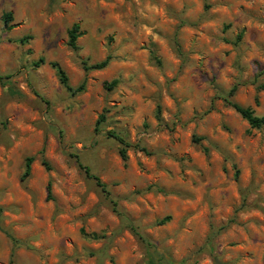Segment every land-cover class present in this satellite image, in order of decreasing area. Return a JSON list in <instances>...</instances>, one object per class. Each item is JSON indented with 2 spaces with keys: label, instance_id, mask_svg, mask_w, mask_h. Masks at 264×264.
I'll use <instances>...</instances> for the list:
<instances>
[{
  "label": "rangeland",
  "instance_id": "374dc122",
  "mask_svg": "<svg viewBox=\"0 0 264 264\" xmlns=\"http://www.w3.org/2000/svg\"><path fill=\"white\" fill-rule=\"evenodd\" d=\"M0 77V264H264V0H0Z\"/></svg>",
  "mask_w": 264,
  "mask_h": 264
},
{
  "label": "trees",
  "instance_id": "16d2710c",
  "mask_svg": "<svg viewBox=\"0 0 264 264\" xmlns=\"http://www.w3.org/2000/svg\"><path fill=\"white\" fill-rule=\"evenodd\" d=\"M2 20V24L4 26L5 29H10V27L8 26V23L11 22V14L10 13H4L1 17ZM81 35V33L79 32V27L77 24H72L70 26V28L66 31V36H67V41H66V46L72 50V51H76L77 47H76V39ZM240 39V35H237L236 40ZM25 40V38H21L19 40V42H23ZM109 61L108 57H105L102 61L92 64L89 67H86L83 63H82V69L84 71L87 70H101L103 69L107 63ZM45 63L44 59L42 57H39L35 62H33L31 64V66L33 68H38L39 66L43 65ZM47 65L55 71L56 73V77L57 80L59 82V84L69 93L71 94H76L79 93L80 91H82L83 89V83H81L78 87L72 89L67 85V78L64 74V72L62 71V69L58 66L57 63L55 62H48ZM0 85H2L1 83V77H0ZM114 85V82H112L109 86ZM234 91V88L231 89L229 95H231ZM225 104L228 105L229 107H231L238 115L241 119H243L249 126L250 129H260L262 127H264V117H257L253 114V111L248 108V107H241L238 104L232 102V101H225ZM157 112L159 110V108L157 107ZM103 120V116L100 115L98 117V119L95 121V127H97V125ZM107 136L115 139L118 144L120 145V149L118 151V155L120 157V159L122 161L126 160V155H125V150L129 147H131V145L129 143H127L126 141L123 140V138H121L120 136L114 134L113 132L108 131L107 132ZM133 148H137V146L135 145V147ZM139 151L142 152H146L144 148L138 147ZM32 161V158L28 157L24 160V169L21 175V180H24L28 175H29V168H30V163ZM43 166H45L43 164ZM84 173L90 177L95 185L97 187L100 188L101 192L105 193V186L100 183V181L93 176H89L88 175V170L83 168ZM46 194H47V198L49 196V185L47 184L46 186ZM1 212L2 209L0 207V219H1ZM169 219L168 217L163 218L161 221H159V224L162 225L165 222H167ZM0 232H2L5 237L8 239V241L10 242L11 245V256L12 257V253H13V249L16 248L17 246L20 245V243L18 241H16L9 233L5 232L1 226H0ZM148 261L147 263L149 264H186V259L185 260H181L178 263H174L172 262L169 258L165 257L163 254L157 253V252H150V250L147 249L146 253H145ZM12 258H10L9 262H11ZM217 262V261H216ZM217 264H221V263H217Z\"/></svg>",
  "mask_w": 264,
  "mask_h": 264
},
{
  "label": "crops",
  "instance_id": "0c3cea01",
  "mask_svg": "<svg viewBox=\"0 0 264 264\" xmlns=\"http://www.w3.org/2000/svg\"><path fill=\"white\" fill-rule=\"evenodd\" d=\"M75 24H76V23H75ZM69 28H70V27H69ZM81 35H82V33H81ZM81 35H80V36H81ZM80 36H79V37H80ZM66 37H67V36H66ZM79 37H78V38H79ZM78 38H77V39H78ZM77 39H76V40H77ZM75 43H76V42H75Z\"/></svg>",
  "mask_w": 264,
  "mask_h": 264
}]
</instances>
